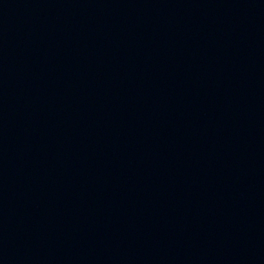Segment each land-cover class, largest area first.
<instances>
[{
    "label": "water",
    "instance_id": "95a60500",
    "mask_svg": "<svg viewBox=\"0 0 264 264\" xmlns=\"http://www.w3.org/2000/svg\"><path fill=\"white\" fill-rule=\"evenodd\" d=\"M0 264H264V0H0Z\"/></svg>",
    "mask_w": 264,
    "mask_h": 264
}]
</instances>
